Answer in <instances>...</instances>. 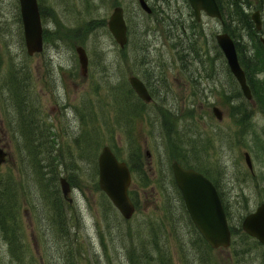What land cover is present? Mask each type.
<instances>
[{
    "label": "rangeland",
    "instance_id": "obj_1",
    "mask_svg": "<svg viewBox=\"0 0 264 264\" xmlns=\"http://www.w3.org/2000/svg\"><path fill=\"white\" fill-rule=\"evenodd\" d=\"M147 1L152 14L138 0H38L44 49L29 55L20 0H0V144L9 156L1 167L9 229H0V264H131L138 255V264H154L143 255L155 245L172 264H264V246L242 230L264 202V110L244 97L216 35L232 26L241 57L255 41L225 12V22L203 13L196 26L188 0ZM117 5L130 30L123 49L107 26ZM133 74L156 89L151 104L133 91ZM242 102L251 111L244 136L231 115ZM105 145L130 165L141 151L129 220L99 186ZM175 160L218 186L236 230L230 247L212 248L191 221Z\"/></svg>",
    "mask_w": 264,
    "mask_h": 264
},
{
    "label": "water",
    "instance_id": "obj_2",
    "mask_svg": "<svg viewBox=\"0 0 264 264\" xmlns=\"http://www.w3.org/2000/svg\"><path fill=\"white\" fill-rule=\"evenodd\" d=\"M189 2L195 12L196 19L199 21L202 18V13H206L212 18H223L217 0H189ZM139 3L147 13H152V8L146 0H139ZM20 6L27 52L29 55L40 53L44 49V38L38 0H20ZM253 19L258 29H261L262 20L259 11L253 14ZM108 26L117 43L124 48L128 42V28L122 6H116L113 9ZM216 37L244 96L248 100H252V89L247 82L245 70L240 64L233 38L228 33H219ZM77 52L82 73L86 75L89 65L87 52L83 46H78ZM129 81L141 99L145 102L152 101V96L141 79L132 75L129 77ZM212 111L217 119H223L224 112L220 107L214 106ZM7 156L8 153L4 147L0 146V168L6 162ZM244 156L252 171L253 162L250 153L246 151ZM98 167L100 189L109 197L125 219H131L136 206L129 195L132 173L128 163L120 160L110 145H105L98 157ZM172 168L176 182L182 191L187 211L204 239L215 249L230 247L232 231L216 186L201 172L194 168H185L178 161L173 162ZM60 182L64 196L69 197L71 185L65 177H62ZM242 228L245 233L264 245V203L244 218Z\"/></svg>",
    "mask_w": 264,
    "mask_h": 264
},
{
    "label": "trees",
    "instance_id": "obj_3",
    "mask_svg": "<svg viewBox=\"0 0 264 264\" xmlns=\"http://www.w3.org/2000/svg\"><path fill=\"white\" fill-rule=\"evenodd\" d=\"M248 6L251 4L249 0H246ZM218 4L220 5L222 13L225 12L230 19L229 25H232V21H237L240 23L245 29H247L252 37V39L255 41L253 42V49L248 48L244 44L242 46V52L243 57L240 56V47L236 45L238 56L240 63L242 67L244 68L247 76L248 83L252 89L254 99L259 104V106L264 110V79H259V75L264 73V46L257 41V39L254 38L253 35V26L247 25L248 19L245 15V5L240 2V0H217ZM233 8V9H232ZM230 27L226 31L234 38V30ZM234 109L231 113L232 117L235 118L238 125H240V128L242 130V135L246 134L250 128V113L248 106L244 104L243 102L238 106H233ZM165 120V119H164ZM167 121V120H166ZM170 131V130H169ZM134 154L132 155L133 160L131 162V168L133 171H137V164L141 160V151L139 148L133 151ZM2 180H0V184L2 183ZM133 199V198H132ZM8 202H4V195L0 196V229L1 227L3 230H8L9 225H6V219H7V209ZM232 228V232L235 235L236 230ZM201 235V234H200ZM202 237V236H201ZM203 238V237H202ZM206 242V241H205ZM167 256H164L162 253L161 248L158 245H155L153 248H149L144 253L143 257H146V261L148 263H151L152 261H156L154 264H172L171 257L166 254ZM141 257V255L137 256V259L134 257H131V264H138V260ZM185 262H187L185 260Z\"/></svg>",
    "mask_w": 264,
    "mask_h": 264
},
{
    "label": "flooded vegetation",
    "instance_id": "obj_4",
    "mask_svg": "<svg viewBox=\"0 0 264 264\" xmlns=\"http://www.w3.org/2000/svg\"><path fill=\"white\" fill-rule=\"evenodd\" d=\"M189 1V0H188ZM240 2L242 3V4H244L245 5V15H246V18L248 19V24L247 25H251V26H253V35H254V38L255 39H257V41H259L263 46H264V43H263V38H264V0H254V3H252L251 1H250V3L251 4H253L254 6H255V11L253 12V13H250V11H249V9H247V1L246 0H240ZM190 3V2H189ZM251 4L249 5V6H251ZM190 5H191V3H190ZM155 8H158V5H155ZM191 10H192V12L194 13V10H193V8H192V6H191ZM155 11V10H154ZM257 11H259V13H260V17H261V20H262V27H261V29H258V27H257V24H256V22H255V20L253 19V14L255 13V12H257ZM208 16V15H207ZM194 17H195V22L193 23V25H199V24H201V22H202V18H201V20L199 21V20H197L196 19V16H195V13H194ZM202 17H203V13H202ZM230 20V19H229ZM221 21H223V22H225V19H224V15H223V18L221 19ZM239 25H241L240 23H238ZM230 27H232V26H230ZM229 27V28H230ZM242 27V26H241ZM238 28V27H237ZM243 29H245L244 27H242ZM227 30V29H226ZM233 30V29H232ZM247 30V29H246ZM248 31V30H247ZM249 32V31H248ZM222 33H227L225 30H223V32ZM129 34H130V30H128V42H129ZM219 34V33H218ZM217 34V35H218ZM250 34V33H249ZM200 35H201V33H200ZM216 35V36H217ZM234 36H235V38H236V40H235V44L236 45H238L239 47H241V45H242V42L239 40V38H237V33H234ZM251 36V35H250ZM252 38V37H251ZM216 40H217V37H216ZM128 44V43H127ZM221 49V51H222V53H223V55H224V58L226 57L225 56V54H224V52H223V50H222V48H220ZM226 59V58H225ZM227 61V60H226ZM133 75H135V74H133ZM139 77V76H138ZM140 78V77H139ZM141 79V78H140ZM142 80V79H141ZM144 83H145V85L147 86V88H148V90H149V92H150V94L152 95V90H153V92L156 90V89H154V88H150L148 85H147V83L145 82V81H143ZM152 97H153V95H152ZM153 101H154V98H153ZM152 101V102H153ZM152 102H150V103H146V104H151ZM145 103V102H144ZM183 165V164H182ZM184 166V165H183ZM187 168H192V167H187ZM194 169H196V168H194ZM197 170V169H196ZM198 171V170H197ZM199 172H201L202 174H204L206 177H207V174H205L204 172H202V171H199ZM173 175H174V173H173ZM208 178H209V176H208ZM174 179H175V177H174ZM210 179V178H209ZM175 183H176V180H175ZM214 183V182H213ZM215 184V183H214ZM176 185H177V183H176ZM215 186L217 187V190H218V193H219V195H220V198L222 199V195H221V193H220V191H219V189H218V186L215 184ZM182 193V192H181ZM183 196V195H182Z\"/></svg>",
    "mask_w": 264,
    "mask_h": 264
}]
</instances>
